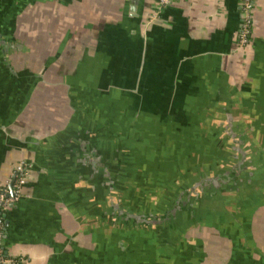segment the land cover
I'll list each match as a JSON object with an SVG mask.
<instances>
[{
    "label": "crops",
    "instance_id": "obj_1",
    "mask_svg": "<svg viewBox=\"0 0 264 264\" xmlns=\"http://www.w3.org/2000/svg\"><path fill=\"white\" fill-rule=\"evenodd\" d=\"M158 2L0 0V186L19 162L28 167L22 198L1 211L2 244L19 264H264V0H252L241 49L238 0ZM36 97L54 113H17ZM73 109L93 121L109 118L103 110L180 122L172 130L190 140L181 154L192 163L203 151L219 192L160 237L159 227L98 225L83 190L96 174L83 164L95 165L100 143L116 144L114 132L70 125ZM183 113H193L189 127ZM230 113L237 162L218 144Z\"/></svg>",
    "mask_w": 264,
    "mask_h": 264
},
{
    "label": "flooded vegetation",
    "instance_id": "obj_2",
    "mask_svg": "<svg viewBox=\"0 0 264 264\" xmlns=\"http://www.w3.org/2000/svg\"><path fill=\"white\" fill-rule=\"evenodd\" d=\"M13 89H17V86ZM9 96L7 94L3 97V106L8 109ZM25 106L17 113L24 112ZM8 113L13 112L8 110ZM72 113L76 114L72 115L70 125L78 129L86 130L89 124L90 127H101L102 130L103 125L109 123L107 127L114 132L112 138L116 144L100 143L99 151L95 150V165L87 161L83 164L88 175L92 171L96 174V180L83 182V190L85 199L92 197L96 202L97 212L90 218L100 222L98 225L106 223L119 227L121 224L127 229H144L148 232L159 227L157 236L160 237L167 233V225H187L188 219L191 221L194 218L192 210L195 200L203 201L210 193L219 192L217 188L221 186L207 175L212 167L202 165L204 162L198 158L203 151H198L197 155L191 154L197 157V161L192 163L187 160L191 158H184L181 154V145H188L190 140L183 133L172 130L180 122L171 117L157 120L143 113H113L110 116L101 110L100 113H105L109 118L93 121L81 116L75 109ZM192 114L183 113L182 124L186 125L181 126L189 127ZM199 115L202 122H205L207 113ZM228 115L227 122L220 130L223 138L218 144L234 150L236 156L233 161L237 162L241 156V141L234 134L233 127L237 126L239 117L238 113ZM85 139L89 142L91 140L87 134ZM228 166L231 176L225 178L230 182L238 170L233 163ZM140 171L149 182L137 179Z\"/></svg>",
    "mask_w": 264,
    "mask_h": 264
},
{
    "label": "built area",
    "instance_id": "obj_3",
    "mask_svg": "<svg viewBox=\"0 0 264 264\" xmlns=\"http://www.w3.org/2000/svg\"><path fill=\"white\" fill-rule=\"evenodd\" d=\"M174 0H159L158 8L170 6ZM239 10H240V26L238 29V47L245 48L250 44L251 28H252V18H251V8L252 0H238ZM28 167L26 163L19 162L12 171V176L4 184L0 186V211L7 209L10 205H16L23 196L24 187L28 180L27 178ZM9 185L11 197H8ZM2 221L0 220V264H17L12 259H3L1 257L2 253ZM21 262L22 259H20Z\"/></svg>",
    "mask_w": 264,
    "mask_h": 264
},
{
    "label": "rangeland",
    "instance_id": "obj_4",
    "mask_svg": "<svg viewBox=\"0 0 264 264\" xmlns=\"http://www.w3.org/2000/svg\"><path fill=\"white\" fill-rule=\"evenodd\" d=\"M36 97V99H34L32 102H29L28 107L25 106V111L22 113H54L53 111L55 110V108H53V105L51 104L48 106H44L45 104L38 98ZM42 98H44L42 96ZM42 103L43 108H37L36 106ZM38 103V104H37ZM37 104V105H36Z\"/></svg>",
    "mask_w": 264,
    "mask_h": 264
},
{
    "label": "trees",
    "instance_id": "obj_5",
    "mask_svg": "<svg viewBox=\"0 0 264 264\" xmlns=\"http://www.w3.org/2000/svg\"><path fill=\"white\" fill-rule=\"evenodd\" d=\"M0 220L2 221V224H3V226H2V234H3V236H4V233H5V226H4V218H3V216H2L1 211H0ZM2 242H3V240H2ZM1 257H2L3 259H12V258L9 256V254L7 253V250L5 249V247L3 246V244H2V253H1ZM14 261H15V263H17V264H19V263L21 262L18 258H17V259L14 258Z\"/></svg>",
    "mask_w": 264,
    "mask_h": 264
},
{
    "label": "water",
    "instance_id": "obj_6",
    "mask_svg": "<svg viewBox=\"0 0 264 264\" xmlns=\"http://www.w3.org/2000/svg\"><path fill=\"white\" fill-rule=\"evenodd\" d=\"M10 187L11 185H9V193L7 194L8 197H11ZM11 207H13V205H10L8 208H11ZM4 226H7L6 222L4 223Z\"/></svg>",
    "mask_w": 264,
    "mask_h": 264
}]
</instances>
